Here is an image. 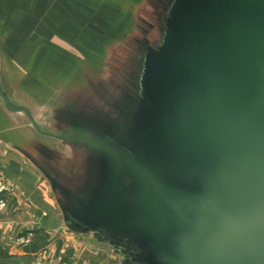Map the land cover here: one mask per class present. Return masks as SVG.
<instances>
[{
  "label": "crops",
  "instance_id": "obj_1",
  "mask_svg": "<svg viewBox=\"0 0 264 264\" xmlns=\"http://www.w3.org/2000/svg\"><path fill=\"white\" fill-rule=\"evenodd\" d=\"M72 3L0 0V175L11 182L9 205L0 212V264H218L211 255H202V246L211 238L203 231L201 210L170 200L166 192L170 188L179 196L189 190L192 196H200L181 183L177 185L183 190L172 188L175 182L163 167L165 163L167 167L169 156L155 152L158 140L136 139L135 145L129 146L121 141L132 147L130 156L105 158V166L99 169L94 166L96 161L87 157L82 164L85 169L79 173L63 174L40 161L48 183L26 165L23 154L15 152L24 148L21 143L25 145L18 138L25 128L16 116L26 114L34 125L26 107L16 104L8 94L9 85L21 83L26 72L25 61L10 58V29L16 26L18 35L26 39L42 32L57 35L58 19L73 18L67 15ZM218 4L229 5L226 12H219ZM261 4V0H169L165 11L159 13L161 20L172 22L164 23L169 25L161 34L167 37L166 44L158 48L151 45L149 50L146 46V59L131 64L134 69L159 73L148 71L144 86L140 85L138 94L133 92L137 100L133 103L135 131L153 130L154 117L164 113L161 90L170 87L167 79L177 83L182 77L183 82V77L192 74L195 82L202 69L211 67V62H203L202 53H216L213 45L220 52L235 39L261 33ZM213 15L219 21L231 19L220 25L229 30L217 39H212L217 36L214 27L219 26L212 24ZM42 20L53 24L43 27ZM251 23L256 28L250 30ZM215 56L213 67H217ZM153 92L161 106L158 113L152 108ZM3 95L22 110L9 109ZM10 135L17 140H11ZM161 144L166 148L164 142Z\"/></svg>",
  "mask_w": 264,
  "mask_h": 264
},
{
  "label": "rangeland",
  "instance_id": "obj_2",
  "mask_svg": "<svg viewBox=\"0 0 264 264\" xmlns=\"http://www.w3.org/2000/svg\"><path fill=\"white\" fill-rule=\"evenodd\" d=\"M168 2L73 0L69 6L71 14H67L73 18L58 19L57 35L42 32L26 39L18 35L16 26L10 29V58L25 61L26 72L21 83L9 85L8 94L16 104L26 107L35 127L26 114L14 117L25 128L23 135L18 137L25 141V145L20 144L24 148L15 149V152L23 154L26 165L47 183L48 177L42 171L44 167L40 161L50 168L60 169L63 174H71L84 170L82 164L89 157L90 162L96 161L94 166L99 169L105 166V158L131 155L132 147L121 141H126L129 146L135 145L136 139L147 138L158 140L155 141V152L163 151L169 156L167 167L166 163L163 167L165 172L168 169L169 179L176 183L172 186L175 191L183 190L177 185L181 183L204 200L209 197V186L213 183V189L224 197L225 182L220 180L217 168L231 135L218 122L217 91L209 83L212 69L216 67L212 61L219 53L217 45H213L218 50L216 53H202L203 62H211V67L202 69V75L197 76L195 82L192 74L183 77V82L181 77L177 83H171L169 77H165L170 87L161 90L164 113L154 117L153 130L135 131L133 103L137 100L133 98V92L138 94L140 85L144 86L145 74L148 71L156 73V70L134 69L131 64L146 59V46L148 50L151 45L158 48L167 41L161 34L164 35V28L169 26L164 23L172 22L161 20L159 13L165 11ZM217 6L219 12H226L229 5ZM213 18L212 24L219 26L214 27L217 36L212 39H217L220 33L229 30L223 26L231 19L219 21L216 15ZM49 23L53 24V21L42 20L41 26H49ZM254 27L256 24L251 23L250 30ZM164 95L170 96L165 98ZM155 97L153 92L152 108L158 113L161 106ZM98 118L102 120L99 122ZM17 133L15 131L14 135ZM10 138L15 139L11 135ZM212 156H217L215 167ZM101 175L104 177L102 172ZM182 175L185 179L181 180ZM0 177L9 186L5 197L8 207L11 182L2 175ZM179 196L181 199L187 197L189 203L193 201L192 193ZM219 207L226 205L223 203ZM220 223L217 219V225Z\"/></svg>",
  "mask_w": 264,
  "mask_h": 264
},
{
  "label": "water",
  "instance_id": "obj_3",
  "mask_svg": "<svg viewBox=\"0 0 264 264\" xmlns=\"http://www.w3.org/2000/svg\"><path fill=\"white\" fill-rule=\"evenodd\" d=\"M261 3V33L235 39L217 53L209 81L217 91L218 122L231 135L217 168L225 182L224 197L212 182L209 197L201 200L195 194L192 203L166 189L170 200L201 210L203 231L211 238L202 246V255H211L218 264H264V0ZM3 99L9 109L22 110ZM216 157H211L214 167ZM190 194L187 190L184 196ZM223 203L226 207L220 208Z\"/></svg>",
  "mask_w": 264,
  "mask_h": 264
},
{
  "label": "built area",
  "instance_id": "obj_4",
  "mask_svg": "<svg viewBox=\"0 0 264 264\" xmlns=\"http://www.w3.org/2000/svg\"><path fill=\"white\" fill-rule=\"evenodd\" d=\"M7 183L0 177V212L7 208L6 192L8 191Z\"/></svg>",
  "mask_w": 264,
  "mask_h": 264
}]
</instances>
